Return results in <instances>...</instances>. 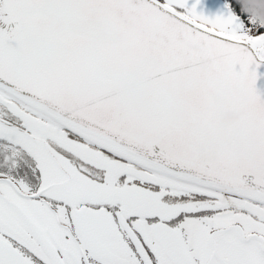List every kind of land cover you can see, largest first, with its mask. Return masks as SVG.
Wrapping results in <instances>:
<instances>
[{
  "label": "snow or ice",
  "instance_id": "obj_1",
  "mask_svg": "<svg viewBox=\"0 0 264 264\" xmlns=\"http://www.w3.org/2000/svg\"><path fill=\"white\" fill-rule=\"evenodd\" d=\"M0 264H264L243 0H0Z\"/></svg>",
  "mask_w": 264,
  "mask_h": 264
},
{
  "label": "rangeland",
  "instance_id": "obj_2",
  "mask_svg": "<svg viewBox=\"0 0 264 264\" xmlns=\"http://www.w3.org/2000/svg\"><path fill=\"white\" fill-rule=\"evenodd\" d=\"M225 0H201V10L205 15L215 16L224 10Z\"/></svg>",
  "mask_w": 264,
  "mask_h": 264
},
{
  "label": "clouds",
  "instance_id": "obj_3",
  "mask_svg": "<svg viewBox=\"0 0 264 264\" xmlns=\"http://www.w3.org/2000/svg\"><path fill=\"white\" fill-rule=\"evenodd\" d=\"M253 8L258 10L261 19H264V0H250Z\"/></svg>",
  "mask_w": 264,
  "mask_h": 264
},
{
  "label": "trees",
  "instance_id": "obj_4",
  "mask_svg": "<svg viewBox=\"0 0 264 264\" xmlns=\"http://www.w3.org/2000/svg\"><path fill=\"white\" fill-rule=\"evenodd\" d=\"M250 0H243L244 6L246 7L248 5Z\"/></svg>",
  "mask_w": 264,
  "mask_h": 264
},
{
  "label": "built area",
  "instance_id": "obj_5",
  "mask_svg": "<svg viewBox=\"0 0 264 264\" xmlns=\"http://www.w3.org/2000/svg\"><path fill=\"white\" fill-rule=\"evenodd\" d=\"M251 7L253 8V5H251Z\"/></svg>",
  "mask_w": 264,
  "mask_h": 264
}]
</instances>
